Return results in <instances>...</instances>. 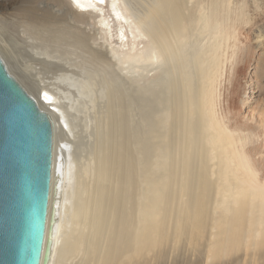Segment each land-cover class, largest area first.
I'll return each mask as SVG.
<instances>
[{"label": "bare ground", "instance_id": "obj_1", "mask_svg": "<svg viewBox=\"0 0 264 264\" xmlns=\"http://www.w3.org/2000/svg\"><path fill=\"white\" fill-rule=\"evenodd\" d=\"M105 1L69 0L77 13L91 17H96V11L106 6ZM117 2L110 0L109 6L118 25L124 27L137 21L140 35H146L151 42L142 57L150 61L156 77L148 80V85L143 88H161L160 103L166 104L165 116L173 120L172 126L181 127L180 134L174 135L182 144L181 150L177 148V140L169 142L170 137L173 138L174 127L164 132L162 173L153 186L158 192L155 206L159 205V197L163 198V188L178 184V190L187 198L188 219L196 227L204 221L205 204L214 183L220 182L219 193L223 192L225 198L236 202L237 197L245 195L246 188H250L252 210L258 216L251 217L249 234L253 232L254 235L249 245L253 241L252 245L257 249L264 248V184L246 164L240 166L231 155L235 152L228 150L229 141L224 135L223 124L221 128L216 126V122L209 124L206 115L209 113L211 116L212 109L205 107L213 79L211 58L215 55L222 62L220 58L227 51L230 40L236 46L241 31L248 30L259 21L258 17L264 12V0H150V3H144V16L138 20L126 16ZM252 7L255 14L251 13ZM10 8L6 2H0V53L6 58L12 74L36 100L39 108L48 114L53 125L52 179L44 239V254L49 247L47 264H110L117 251L127 252L130 247L125 206L127 112L123 80L127 78L116 74L114 67L117 64L96 50L93 36L87 41L79 37L81 27H59L62 22L58 20L32 17L15 29L16 23L8 14ZM123 8L127 10L125 3ZM83 19L88 24L89 19ZM22 46L29 47V55H23ZM126 56L135 62L142 58L129 53ZM56 61L63 64L59 66ZM117 63L122 64L119 59ZM56 67L58 70H53ZM195 91L203 100L199 104L195 103ZM82 94L83 98L85 95L89 98L85 103L83 101L88 114L77 117L75 112L74 115L70 113V109L79 102ZM77 106H82V103ZM196 109L200 118L198 128L191 121ZM97 114L101 116L96 117ZM67 117L76 123L72 129L73 141L60 139L62 125L69 127L70 124ZM206 130L210 134H206ZM87 137L96 138V142L87 146ZM208 138L211 147L206 143ZM58 143L73 147L71 151L74 154L63 152L65 145L62 149ZM209 148L218 159L214 162L217 169L213 168L216 175L213 185L205 165L209 162L206 157ZM225 148L230 156L231 190L224 176ZM65 153L70 157L66 159ZM88 165L93 167L91 177L85 173ZM59 166L61 171H57ZM98 179L100 182L97 184ZM239 187H244L243 192L237 190ZM255 194L263 199L253 200ZM150 207L145 214H152L153 218L157 207ZM106 214L110 221L105 219ZM102 224L108 232L107 243L104 236L101 237ZM215 239L209 261L216 258L219 250L217 241L223 238L218 235ZM233 241L235 238L231 234L224 239L227 246ZM43 261L44 256L41 264Z\"/></svg>", "mask_w": 264, "mask_h": 264}, {"label": "rangeland", "instance_id": "obj_2", "mask_svg": "<svg viewBox=\"0 0 264 264\" xmlns=\"http://www.w3.org/2000/svg\"><path fill=\"white\" fill-rule=\"evenodd\" d=\"M2 1L11 7L8 14L16 23L15 29L27 18L32 17L58 20L63 23L59 27H63V25L81 27L82 30L79 31L81 33H78L79 37L87 41L90 36H93L96 39L93 45L96 50L102 51L113 63L117 64L114 67L116 74L127 78V80H123L127 112V179L125 188L127 203L125 206L128 213L130 247L127 252L117 251L110 264H264V248L257 249L252 245L253 241H250L252 246L249 245V240L254 235L253 232L249 234V224L253 220L251 217L258 216V213L254 215L252 210L250 188H246L245 195L237 197L238 202L225 198L223 192L219 193L220 182H213L214 176L216 178L214 169H217L214 162H217L218 159L210 148L206 154L207 161L209 160L208 164L205 162L207 168L203 165L209 172V178L212 180V182L210 180L211 185L214 183V186H211V194L205 204V216L201 225L193 227V222L188 219L187 198L178 190L179 186L176 183L172 185V188H163V198L161 200L159 197V205L155 206L158 192L157 187L153 186L154 182H158L162 173H160V169L163 162L161 156L164 132L174 127L173 136L172 131L170 134L173 138L170 137L169 142L177 140V148L181 150L182 144L179 143L177 137L174 138V135L180 134L181 127L180 125L172 126L173 120H168L169 118L165 116L166 104L164 103L163 106L160 103L161 88H157V86L143 88L148 85V80L156 77V71L151 67L150 61L142 57L146 49L151 46V42L146 35H140L136 27L137 21L124 27L118 25V20L115 19L109 6L110 0H106V6L103 5L104 7L100 11H96V17L80 15L72 8L69 0H0V2ZM117 3L126 16L131 20H135V18L138 20L144 16V3H150V0H118ZM123 3L126 4L127 10L123 8ZM250 9L253 14L254 8ZM261 13L262 15L258 17L259 21L248 30L241 31L236 46L230 40L227 51L220 58L222 62L215 55L211 58L213 79L210 82L211 93L209 99L206 100L205 107L212 109L211 116L209 113L206 115L209 124L216 122V126L220 128L223 124L224 135L226 134V140L229 141L227 142L228 150L235 152L231 155L238 160L240 166L246 164L258 179L261 178L259 181L264 184V12ZM83 17L89 19L88 24L84 23ZM104 22L105 24H103ZM74 30L72 29V31ZM141 30L146 34L144 28ZM29 52V47L22 46L24 56L29 55ZM126 53L142 58L135 62L130 60ZM0 57L10 74L13 75L7 65V60L5 61L6 58L4 59L1 53ZM118 59L122 64L118 65ZM56 62L59 66L63 64ZM57 68H53V70H58ZM82 96L83 94L80 95V103H74V107L70 109L71 114L76 113L75 115L79 117L88 114L84 103L89 98L85 95L86 100H84ZM202 101L198 92L195 91V103L199 104ZM81 103L82 106H77ZM81 109L84 114L79 113ZM195 111L196 115L191 121L198 128L199 112L197 109ZM100 116V114L96 115V117ZM66 119L70 124L69 127L62 125L60 139L61 141L65 139L73 141L74 130L72 129L76 123L72 122L69 117ZM206 134H210L208 130H206ZM85 141L88 146L92 142L95 143L96 138L87 137ZM174 143H172L173 146H175ZM206 143L209 147L212 146L209 138ZM59 144V148L63 149L65 144ZM169 144L171 145V143ZM65 147L62 151L72 155L74 148L70 145H65ZM226 149L224 176L226 185L231 190L233 188L229 183L232 175L231 164ZM62 155L64 156V154ZM67 157L70 156L66 154V159ZM176 158H179V155ZM59 159L57 160L58 164L63 168V164L59 163L63 161V158L60 161ZM85 173L87 177H91L93 167L88 165L85 168ZM98 182H100L99 179L96 183L98 184ZM97 184L96 186H98ZM237 190L243 192L244 187H239ZM262 199L258 194L253 196V200L261 201ZM239 205L240 207L236 210ZM150 206L157 207V213L155 211L153 218L152 214H145ZM105 219L110 221L108 214L105 215ZM229 233L234 236L235 241L227 246L224 239L230 235ZM106 234L108 232L102 224L101 237L104 236L107 243L108 235ZM218 235H221L223 239L217 241L219 250L216 258L209 261L210 249L215 245V237Z\"/></svg>", "mask_w": 264, "mask_h": 264}, {"label": "water", "instance_id": "obj_3", "mask_svg": "<svg viewBox=\"0 0 264 264\" xmlns=\"http://www.w3.org/2000/svg\"><path fill=\"white\" fill-rule=\"evenodd\" d=\"M52 161L50 117L0 57V264H47Z\"/></svg>", "mask_w": 264, "mask_h": 264}]
</instances>
